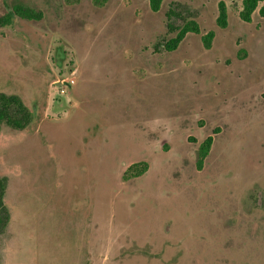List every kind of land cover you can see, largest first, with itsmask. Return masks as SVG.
Returning <instances> with one entry per match:
<instances>
[{
    "label": "rangeland",
    "instance_id": "obj_1",
    "mask_svg": "<svg viewBox=\"0 0 264 264\" xmlns=\"http://www.w3.org/2000/svg\"><path fill=\"white\" fill-rule=\"evenodd\" d=\"M241 1L0 0V94L32 119L0 132V264H264V18Z\"/></svg>",
    "mask_w": 264,
    "mask_h": 264
},
{
    "label": "trees",
    "instance_id": "obj_2",
    "mask_svg": "<svg viewBox=\"0 0 264 264\" xmlns=\"http://www.w3.org/2000/svg\"><path fill=\"white\" fill-rule=\"evenodd\" d=\"M97 1V0H96ZM164 0H150V4L153 10H157L160 4ZM241 11L239 13L240 19L245 22H251L252 15L257 11L261 18H264V0H242L241 1ZM16 9L12 12H8L6 23L4 25H9L12 22L14 13ZM33 12L29 11L28 14H20V17L26 19H32ZM17 14V13H15ZM169 14H172L169 13ZM170 16V15H167ZM227 22V10L225 4L220 1L218 4V17L216 24L219 28H225ZM177 30V29H176ZM175 30H171L173 33ZM198 31L196 24L193 21L185 22L181 28L178 29L177 37L172 42H177L178 39L183 37L186 33H196ZM209 42L212 38V33L205 37ZM32 121L30 112L23 106V104L14 96H7L0 94V132L3 126H8L15 130H21L26 125ZM210 146V139H208L204 146V151H207ZM7 186V180L4 177H0V236L6 232V228L9 221V213L5 207L4 196Z\"/></svg>",
    "mask_w": 264,
    "mask_h": 264
}]
</instances>
